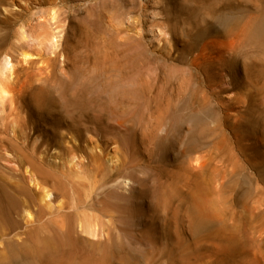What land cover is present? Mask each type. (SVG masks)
Returning <instances> with one entry per match:
<instances>
[{
	"label": "rangeland",
	"instance_id": "obj_1",
	"mask_svg": "<svg viewBox=\"0 0 264 264\" xmlns=\"http://www.w3.org/2000/svg\"><path fill=\"white\" fill-rule=\"evenodd\" d=\"M0 89V264H264V0H0Z\"/></svg>",
	"mask_w": 264,
	"mask_h": 264
},
{
	"label": "bare ground",
	"instance_id": "obj_2",
	"mask_svg": "<svg viewBox=\"0 0 264 264\" xmlns=\"http://www.w3.org/2000/svg\"><path fill=\"white\" fill-rule=\"evenodd\" d=\"M22 55V54H21ZM29 55L28 54H23V57L24 58H27ZM6 77V76H5ZM8 92L7 91H5V90H2V89H0V94H1V97H5L6 96V94H7ZM12 129H14V125H12ZM32 170V169H31ZM51 191V190H50ZM49 190H42V196L40 197L42 200H46V199H48V198H50L51 200H53L54 199V197H55V194L51 191L50 192ZM40 193V194H41ZM39 198V199H40ZM194 209V208H193ZM196 209H197V211L199 212V215H201V216H209L210 215V212H209V209L207 208V206H206V204H205V201H200V202H198V204L196 205ZM197 212V213H198Z\"/></svg>",
	"mask_w": 264,
	"mask_h": 264
}]
</instances>
